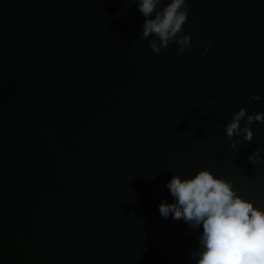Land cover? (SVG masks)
Returning <instances> with one entry per match:
<instances>
[{"label": "water", "instance_id": "1", "mask_svg": "<svg viewBox=\"0 0 264 264\" xmlns=\"http://www.w3.org/2000/svg\"><path fill=\"white\" fill-rule=\"evenodd\" d=\"M188 3L193 47L155 54L137 0H0V264H195L202 226L159 212L174 175L264 209V123L226 134L264 112V0Z\"/></svg>", "mask_w": 264, "mask_h": 264}, {"label": "clouds", "instance_id": "2", "mask_svg": "<svg viewBox=\"0 0 264 264\" xmlns=\"http://www.w3.org/2000/svg\"><path fill=\"white\" fill-rule=\"evenodd\" d=\"M137 2L139 12L147 18L142 26L141 39L154 37L148 46L155 54L172 42L178 45L179 54L193 47L191 35L183 34V25L190 11L188 0H170L161 10L157 9L162 0ZM210 48L211 42L205 46V56ZM259 100H264V97L253 94L247 98L248 103ZM245 118L246 123L242 126ZM254 122L264 123V112L249 114L247 108H241L233 114L226 126L232 148L254 139L251 127ZM261 151L257 147L248 157L252 164L264 160ZM166 187L175 202L161 203V216L183 220L190 230L203 228L199 250L193 251L190 256L195 264H264V209L239 195L231 181L218 178L212 171L204 169L191 178L182 179L174 175Z\"/></svg>", "mask_w": 264, "mask_h": 264}]
</instances>
